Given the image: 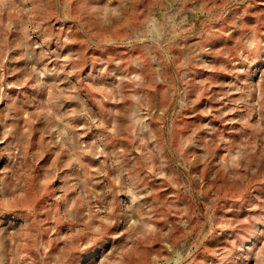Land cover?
I'll return each instance as SVG.
<instances>
[{
  "label": "rangeland",
  "instance_id": "374dc122",
  "mask_svg": "<svg viewBox=\"0 0 264 264\" xmlns=\"http://www.w3.org/2000/svg\"><path fill=\"white\" fill-rule=\"evenodd\" d=\"M0 264H264V0H0Z\"/></svg>",
  "mask_w": 264,
  "mask_h": 264
}]
</instances>
